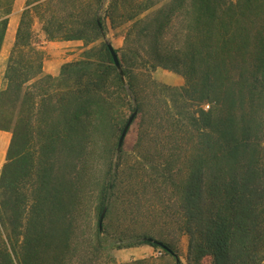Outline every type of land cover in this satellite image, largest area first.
I'll list each match as a JSON object with an SVG mask.
<instances>
[{
  "label": "trees",
  "instance_id": "1",
  "mask_svg": "<svg viewBox=\"0 0 264 264\" xmlns=\"http://www.w3.org/2000/svg\"><path fill=\"white\" fill-rule=\"evenodd\" d=\"M106 1L27 0L22 12L0 89V130L12 133L0 264H106L104 221L119 211L133 225L113 233L117 248L146 242L175 256L172 224L191 264H262L264 0ZM13 2L0 0V52ZM35 15L49 40L101 43L46 73ZM109 24H127L126 82ZM157 67L185 83L159 84ZM134 112L133 156L119 140ZM153 218L160 229L146 227Z\"/></svg>",
  "mask_w": 264,
  "mask_h": 264
},
{
  "label": "rangeland",
  "instance_id": "2",
  "mask_svg": "<svg viewBox=\"0 0 264 264\" xmlns=\"http://www.w3.org/2000/svg\"><path fill=\"white\" fill-rule=\"evenodd\" d=\"M26 3L27 0H14L12 4L11 14L9 15V26L3 47L0 52V89L4 84V73L6 70L8 57L13 47L17 28L22 12L26 7ZM107 3L108 0L104 4V9L107 6ZM102 13L104 14V10ZM42 27L43 22L35 15L33 28L42 44V49L44 52V70L46 73H50L49 71H57V74L50 73L55 76L60 74L61 68L65 63L80 59L83 51L91 47H97L101 43L100 40H96L95 42L89 44H85V42L82 40H49L47 39ZM126 27L127 24H123L114 28H112L110 24L108 26L109 29L107 38L110 45L113 48L118 49V58L126 44ZM118 69L123 81L126 82L127 80L124 75L123 67L120 65ZM151 74L152 77L163 86L180 87L185 83V79L182 75L162 67H157L152 71ZM204 107L207 109L209 106L208 104H204ZM139 122L140 118L135 119L126 132V136L123 141V149L127 154L132 153L133 146L137 138ZM11 138L12 133L10 131L0 130V170L6 161L7 150L10 145ZM134 155L135 154H133V156ZM88 211H91L89 214L91 218L90 230H93L98 223V218L96 214L92 212V208L87 210V212ZM120 212L122 211L116 212L114 215H112V217L110 216L109 219L104 221L110 233L109 236H107L108 241L105 243V246L108 248L104 253V261L106 264H136L138 261H144V264H191L188 257L189 237L183 230H181V228L179 229L178 226H174L172 224L166 225L163 230L170 235L169 238L171 239L174 246L176 253L175 256L167 254L161 247H156L146 242H139L132 246L117 248L115 245V239L113 237L115 235L113 233L119 227L121 228L126 225H133L128 217L125 214H121ZM103 220L104 219H102V222ZM149 221L150 223H147L146 227L148 226L149 228H152L151 226H153V223H155L156 227L160 229V226L162 225L161 223L154 220V218L153 220L150 219ZM161 221L163 220L161 219ZM141 241L152 240L148 238H142ZM200 264H213L212 258L206 257ZM262 264H264V262Z\"/></svg>",
  "mask_w": 264,
  "mask_h": 264
},
{
  "label": "water",
  "instance_id": "3",
  "mask_svg": "<svg viewBox=\"0 0 264 264\" xmlns=\"http://www.w3.org/2000/svg\"><path fill=\"white\" fill-rule=\"evenodd\" d=\"M110 49H111V52H112V55H113V58H114V61L116 63V65L119 67L120 66V61H119V58H118V55H117V52L115 51V49L110 45ZM135 115L136 113L134 112L130 117H129V120L125 126V128L123 129V132L121 134V137H120V140H119V146L121 147V145L123 144V141H124V138L126 136V132L129 128V126L131 125V123L133 122L134 118H135ZM103 217V216H102ZM101 217V221L100 223L102 222V218ZM162 247H165L164 244H160Z\"/></svg>",
  "mask_w": 264,
  "mask_h": 264
},
{
  "label": "crops",
  "instance_id": "4",
  "mask_svg": "<svg viewBox=\"0 0 264 264\" xmlns=\"http://www.w3.org/2000/svg\"><path fill=\"white\" fill-rule=\"evenodd\" d=\"M52 74H57V71H49Z\"/></svg>",
  "mask_w": 264,
  "mask_h": 264
}]
</instances>
